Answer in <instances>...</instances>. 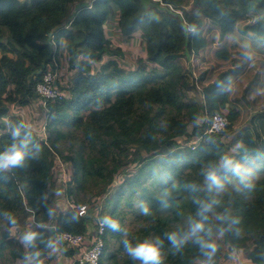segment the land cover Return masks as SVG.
<instances>
[{"label":"trees","instance_id":"16d2710c","mask_svg":"<svg viewBox=\"0 0 264 264\" xmlns=\"http://www.w3.org/2000/svg\"><path fill=\"white\" fill-rule=\"evenodd\" d=\"M111 22L124 41L143 44L136 65H119ZM62 50L74 73L61 100L43 101L35 86L47 66L58 68ZM0 53V149L13 142L12 122L25 125L20 109L38 101L45 118L43 136L25 125L33 143L23 164L0 169V259L53 264L60 255L78 264L80 249L61 243L50 254L45 242L85 235L111 215L124 231L105 227L99 264H139L124 239L159 241L163 264H202L197 245L189 240L177 250L165 233L185 232L189 217L200 218L198 201L215 199L204 221L217 243L213 264L241 249L247 264H264V0H0ZM213 114L230 124L203 135ZM224 154L242 167L239 175L220 169V187L202 169ZM59 164L70 175L56 183ZM246 180L255 184L251 192ZM57 194L71 208L54 212ZM86 204L88 216H79ZM225 210L240 223L218 235L215 215ZM14 229L37 233L27 250Z\"/></svg>","mask_w":264,"mask_h":264},{"label":"clouds","instance_id":"9594fccd","mask_svg":"<svg viewBox=\"0 0 264 264\" xmlns=\"http://www.w3.org/2000/svg\"><path fill=\"white\" fill-rule=\"evenodd\" d=\"M186 31L192 32L195 30L194 25H186ZM245 56L247 59H251V52L247 51L250 46L245 44ZM12 137L13 142L6 145L3 149H0V169H8L10 167L21 166L29 154V146L33 143L32 132L21 122H12ZM36 151H39V145H36ZM241 164L236 162L233 157L229 155H221L218 162L209 163L202 173L204 177L211 181L213 184L223 187L221 180L217 176V172L220 169L225 171L231 170L233 173L240 174ZM244 187L248 192H251L255 188V184L251 180H246ZM219 201L201 200L198 201L199 210L197 215L199 219L189 217L187 221V230L183 233L176 231L166 232L165 235L170 241L171 245L179 250L189 240L200 249L201 255L205 257L202 264H213V258L217 251V243L211 239L212 229L206 226L204 223L208 219L207 213L213 211L214 205ZM52 209H49V214L52 213ZM141 211L143 214H150V209L146 204H141ZM3 215L7 217L9 223L15 224V217L9 213L4 212ZM215 219L221 223L217 225V234L223 235L230 230L233 226L239 225L240 218L238 216L231 215L225 210V212H218L215 215ZM99 223L103 227H107L112 231H124L119 220L113 218L111 215H101L98 217ZM37 233L35 231H26L21 235V241L25 246H31L35 240ZM62 243L61 239L51 238L45 242V247L50 250V254L57 251L59 245ZM124 251L131 258L132 261H138L139 264H163L164 258L161 255V249L159 241L156 243L149 241L124 239L123 241Z\"/></svg>","mask_w":264,"mask_h":264},{"label":"rangeland","instance_id":"374dc122","mask_svg":"<svg viewBox=\"0 0 264 264\" xmlns=\"http://www.w3.org/2000/svg\"><path fill=\"white\" fill-rule=\"evenodd\" d=\"M107 35L108 38L111 42V47H115V46H120L122 49V56H120L118 59L119 61V65L121 67H126L127 65H136L138 59L143 58L144 57V53L142 52L143 49V44L141 43L140 40H134V41H129L126 42L122 39V37L119 35L118 30L115 27V23L111 22L108 23L107 25ZM64 39H61V46L64 45ZM1 55V53H0ZM58 64V68L55 70L57 72V75L59 77V82H58V87L60 92L62 93V87L64 85H66L67 81L69 80V77H71L74 73V71H70L68 69L69 67V63H68V55L65 51H61V53L59 54L58 58H57V62L56 65ZM182 66L184 65V62H182L181 64ZM229 87L232 86V82L229 83L228 85ZM200 94L196 93V92H188L187 93V97L188 98H192V99H199ZM19 116L22 118L23 122L25 123V125H27L30 128H33L37 134L43 136L44 135V121L45 118H43L41 116L40 113V104L38 101H32L28 106L20 109V113ZM202 118L199 119V121ZM192 130V126L189 127V133H191ZM228 142V141H227ZM134 154H136V152H134ZM52 159H55V156L53 155L51 157ZM55 163H60L59 160L55 159L53 160ZM60 165V173L56 172L55 177L57 180L56 183H59L60 181L58 179H61L62 182L66 181L68 176L70 175V171L69 169L65 166V165ZM62 185V184H60ZM60 185H57V190H62L63 191V187H60ZM54 212L57 211V209H61V208H71V205H73L72 203H68L67 200L65 199L64 195L62 194H57L54 197ZM87 208L90 206L89 204H86ZM55 214L53 215L54 218ZM93 227V228H91ZM30 229V228H27ZM95 230V225L91 224L88 225V230L85 233V236L88 237H92L93 236V231ZM13 235H18L20 237H18L19 240V246L23 247L24 250H27V246H25L22 241H21V235L22 234H17L16 230H11ZM63 244V243H62ZM65 245V244H64ZM88 245H90V243H88ZM9 257L8 254L5 255L4 259H0V264H15L13 263H8L7 258ZM246 258H247V252H245L244 249L241 250H235L233 252H229L228 256L225 259H222L220 261L219 264H247L246 262ZM63 257H61L59 255V257L57 258L56 262L57 264H63ZM55 262V263H56ZM38 264H49L50 262L47 261L42 258L41 260H39L37 262ZM53 263V264H55ZM19 264H26V260H20ZM52 264V263H50Z\"/></svg>","mask_w":264,"mask_h":264},{"label":"built area","instance_id":"2783aa9c","mask_svg":"<svg viewBox=\"0 0 264 264\" xmlns=\"http://www.w3.org/2000/svg\"><path fill=\"white\" fill-rule=\"evenodd\" d=\"M59 77L57 72L51 66H47L41 80L36 84L35 91L43 99V101H57L61 100L63 95L58 87ZM230 124L229 119L225 115L213 114L208 119V127L203 133L217 134L226 129ZM201 138H198L200 140ZM193 146L192 148H194ZM79 216H88V208L86 205L77 207ZM95 230L93 236L88 237L83 234H72L64 232L60 234L59 239L67 247L73 249H80L81 255L77 259L78 264H99L100 258L104 252L105 242L103 239L105 227H103L98 220L94 223ZM93 228V227H91ZM85 242L90 243L89 246L84 247Z\"/></svg>","mask_w":264,"mask_h":264},{"label":"crops","instance_id":"0c3cea01","mask_svg":"<svg viewBox=\"0 0 264 264\" xmlns=\"http://www.w3.org/2000/svg\"><path fill=\"white\" fill-rule=\"evenodd\" d=\"M69 208V207H68Z\"/></svg>","mask_w":264,"mask_h":264}]
</instances>
